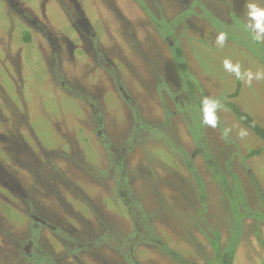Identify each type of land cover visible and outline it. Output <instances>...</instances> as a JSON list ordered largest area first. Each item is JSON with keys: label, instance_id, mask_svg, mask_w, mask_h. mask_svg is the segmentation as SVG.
<instances>
[{"label": "rangeland", "instance_id": "374dc122", "mask_svg": "<svg viewBox=\"0 0 264 264\" xmlns=\"http://www.w3.org/2000/svg\"><path fill=\"white\" fill-rule=\"evenodd\" d=\"M245 4L0 0V264H264V140L229 104L264 127V80L223 68L264 70Z\"/></svg>", "mask_w": 264, "mask_h": 264}, {"label": "clouds", "instance_id": "9594fccd", "mask_svg": "<svg viewBox=\"0 0 264 264\" xmlns=\"http://www.w3.org/2000/svg\"><path fill=\"white\" fill-rule=\"evenodd\" d=\"M245 17L247 23L245 28L250 32L251 38L257 44H264V0H246ZM227 40V33L220 31L215 37V43L223 46ZM223 68L226 72L232 73L238 80L251 85L253 81L264 80V70L253 71L251 69L242 70L239 62L234 63L231 59L223 60ZM223 105L216 98L205 96L201 101L202 123L206 126L215 128L218 124V112ZM231 128H225L223 135L228 137ZM241 139L248 135L246 129L241 128L238 132Z\"/></svg>", "mask_w": 264, "mask_h": 264}, {"label": "trees", "instance_id": "16d2710c", "mask_svg": "<svg viewBox=\"0 0 264 264\" xmlns=\"http://www.w3.org/2000/svg\"><path fill=\"white\" fill-rule=\"evenodd\" d=\"M27 35L29 34L27 33ZM173 50L175 51L176 57H178L179 60H181V58L183 59L184 50L180 45L174 46ZM182 63L183 66H185L184 61ZM229 104L234 108L238 118L264 140V127L257 123L250 113L238 108L232 102H230ZM218 257L221 259L223 264H234L235 250L226 246L225 249H221L220 251H218Z\"/></svg>", "mask_w": 264, "mask_h": 264}]
</instances>
